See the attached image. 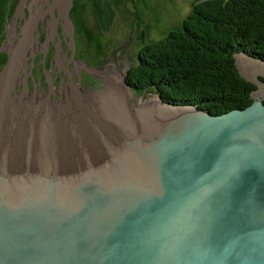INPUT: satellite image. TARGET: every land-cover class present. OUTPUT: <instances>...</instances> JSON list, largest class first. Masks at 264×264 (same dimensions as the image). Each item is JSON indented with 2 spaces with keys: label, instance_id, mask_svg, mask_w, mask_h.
<instances>
[{
  "label": "water",
  "instance_id": "1",
  "mask_svg": "<svg viewBox=\"0 0 264 264\" xmlns=\"http://www.w3.org/2000/svg\"><path fill=\"white\" fill-rule=\"evenodd\" d=\"M72 5L49 3L51 35L60 23L69 37L52 50L53 73L69 80H50L48 47H0V264H264V60L233 55L255 85L244 108H134L132 59L119 50L130 34L112 69L73 60ZM40 52L45 79L31 76L30 93Z\"/></svg>",
  "mask_w": 264,
  "mask_h": 264
},
{
  "label": "trees",
  "instance_id": "2",
  "mask_svg": "<svg viewBox=\"0 0 264 264\" xmlns=\"http://www.w3.org/2000/svg\"><path fill=\"white\" fill-rule=\"evenodd\" d=\"M88 2L98 26L107 29L113 14L105 0H73L72 23ZM241 51L264 60V0H194L180 27L141 46L126 82L162 102L222 114L253 100L255 85L235 66L233 55Z\"/></svg>",
  "mask_w": 264,
  "mask_h": 264
},
{
  "label": "rangeland",
  "instance_id": "3",
  "mask_svg": "<svg viewBox=\"0 0 264 264\" xmlns=\"http://www.w3.org/2000/svg\"><path fill=\"white\" fill-rule=\"evenodd\" d=\"M33 1L30 0L29 3ZM193 1L121 0L117 3L115 0H105L107 4H110V7L107 8L113 14V18L107 29L98 26L92 13L91 3L88 2L83 8H79L73 17L75 32L73 33L75 34L74 60H84L90 68H101L106 64L103 69H112L113 64L107 63L113 53L115 43L119 46L127 45L130 34V43L123 50L128 55L127 58L132 59V66L137 62L138 51L141 46L147 42L156 41L166 35L169 30L181 26V22L190 11ZM16 2L17 0H0V40L3 38L6 30L11 26V19L17 18L15 13L12 14ZM133 12H136V14ZM117 59H122L121 55H117ZM112 62H114L113 57L109 63ZM123 67L124 63L120 61V69ZM41 74L42 71L40 70ZM80 74L83 77L81 83L84 82L89 86H91V83L95 84L90 74H88V77L91 82L83 71ZM33 75L37 78V70L33 71ZM257 76L261 75L257 74ZM41 79L44 80L43 75H41ZM46 90L44 89V91ZM127 92L134 108H140L142 106L147 110L146 105L148 103L153 101L160 102L159 97L149 91L138 92L129 89ZM50 96L59 100L53 94H50ZM252 96H255V94H252Z\"/></svg>",
  "mask_w": 264,
  "mask_h": 264
},
{
  "label": "flooded vegetation",
  "instance_id": "4",
  "mask_svg": "<svg viewBox=\"0 0 264 264\" xmlns=\"http://www.w3.org/2000/svg\"><path fill=\"white\" fill-rule=\"evenodd\" d=\"M20 1L21 0H17V2L14 5L13 11H12V14L15 13V16L17 18L11 19L12 24L9 27V29L6 30L3 38L0 40V47L1 48H13L16 44L20 43L21 40H24V38H25V41H27L26 42L27 46L23 44L22 48H47L48 47L47 53L45 54V58H44V68L46 70H49L50 65H51V58H53L54 56V53L52 50H54V48H57V44L60 43V48L63 51H65L68 48V44L66 43L69 42V37L67 36V34H62L60 23L58 24L59 36L58 35L52 36L50 33L51 30L49 26V20H50L49 3L51 0H34L33 2H30V3H29L30 0H25L23 2L22 9L18 10V4L20 3ZM28 19H29V23H31L30 33H26L24 30V26L28 23L27 22ZM46 31H48L47 34H46ZM74 38H75V34H74ZM123 48L125 47H121L119 48V50L122 51ZM59 54H61V51H59ZM70 55H71V50L68 49V51L66 52V59H68ZM43 57H44L43 52H40L39 54H35V56L33 57V64H35L37 61L39 62L40 59L43 60ZM0 58H1L0 67H2L3 65L6 64L8 60L7 52L6 51L0 52ZM72 59L74 60V55ZM73 60H71V63L67 64L68 68L73 67V64H72ZM31 61H32V57L29 56L27 58V63L25 64V66H27L28 63ZM113 61H114V57H113ZM29 66H31V64H29ZM34 70H38L37 71L38 75H40V70H41L42 71L41 75H43L45 79L42 62H40L39 64L33 65L31 67V75L30 73H28V77H27L28 79L27 86H29L30 93L33 90L31 76H33L34 78V83H36L38 80L43 81L41 79V75L37 76V78L34 77L33 75ZM54 70H55L54 65H51L50 74L51 73L52 74H51L50 80L54 79L53 84H55L56 82L58 85H60V83L58 82L60 81V77L63 78V74H64L63 81L69 80V77L66 76V73H64V70H61L60 73L56 72L57 75L53 73ZM69 71H71V69H69ZM20 73L21 75H23L22 69H20ZM71 80H73V77L71 78ZM39 84L43 88V90L47 89V88H44L45 86L44 82H39ZM61 84H64V82H62ZM17 87L19 88L18 92H20L22 88V83H20L19 85L18 83H16L15 90L17 89ZM41 87L39 88V91H41ZM11 94H13V89H11ZM16 94H17V91H16Z\"/></svg>",
  "mask_w": 264,
  "mask_h": 264
},
{
  "label": "bare ground",
  "instance_id": "5",
  "mask_svg": "<svg viewBox=\"0 0 264 264\" xmlns=\"http://www.w3.org/2000/svg\"><path fill=\"white\" fill-rule=\"evenodd\" d=\"M27 25L25 26L24 30L26 33H30L31 32V23H29V20L27 21ZM14 32V31H13ZM34 38V37H33ZM27 42V41H26ZM27 46V45H26ZM29 47V46H28ZM157 102V101H156ZM142 107V106H141ZM136 108V107H135ZM144 108V107H143ZM145 109V108H144ZM146 110V109H145Z\"/></svg>",
  "mask_w": 264,
  "mask_h": 264
}]
</instances>
